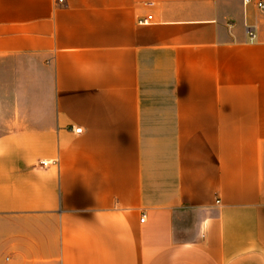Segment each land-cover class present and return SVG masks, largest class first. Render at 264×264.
Returning a JSON list of instances; mask_svg holds the SVG:
<instances>
[{"label": "crops", "instance_id": "crops-1", "mask_svg": "<svg viewBox=\"0 0 264 264\" xmlns=\"http://www.w3.org/2000/svg\"><path fill=\"white\" fill-rule=\"evenodd\" d=\"M245 1L0 0V264H264Z\"/></svg>", "mask_w": 264, "mask_h": 264}, {"label": "built area", "instance_id": "built-area-1", "mask_svg": "<svg viewBox=\"0 0 264 264\" xmlns=\"http://www.w3.org/2000/svg\"><path fill=\"white\" fill-rule=\"evenodd\" d=\"M62 1L63 0H59V2H62ZM245 2L247 4L248 2H250V0H246ZM258 7H259V9H261L262 11H264V4L259 3L258 4ZM143 22L144 23H147L148 21H143ZM246 33H248L251 41H253L256 38V32H255V28L254 27L247 26ZM82 132H83V129L82 128H77V130H75V133L76 134H81ZM144 221H145V217L142 219V222H144Z\"/></svg>", "mask_w": 264, "mask_h": 264}]
</instances>
